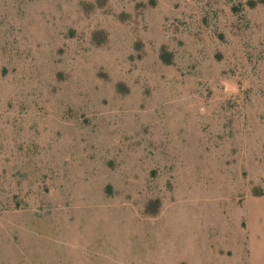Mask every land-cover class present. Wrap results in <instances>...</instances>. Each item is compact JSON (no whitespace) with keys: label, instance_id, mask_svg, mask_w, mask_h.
<instances>
[{"label":"rangeland","instance_id":"1","mask_svg":"<svg viewBox=\"0 0 264 264\" xmlns=\"http://www.w3.org/2000/svg\"><path fill=\"white\" fill-rule=\"evenodd\" d=\"M0 264H264V0H0Z\"/></svg>","mask_w":264,"mask_h":264}]
</instances>
